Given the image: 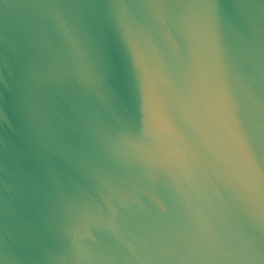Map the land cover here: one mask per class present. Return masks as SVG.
Wrapping results in <instances>:
<instances>
[{"label": "water", "instance_id": "95a60500", "mask_svg": "<svg viewBox=\"0 0 264 264\" xmlns=\"http://www.w3.org/2000/svg\"><path fill=\"white\" fill-rule=\"evenodd\" d=\"M0 264H264V0H0Z\"/></svg>", "mask_w": 264, "mask_h": 264}]
</instances>
